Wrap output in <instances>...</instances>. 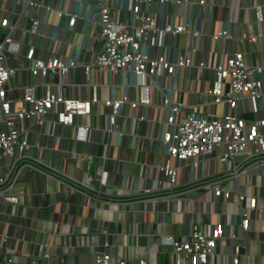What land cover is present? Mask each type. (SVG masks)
<instances>
[{"label": "crops", "instance_id": "crops-1", "mask_svg": "<svg viewBox=\"0 0 264 264\" xmlns=\"http://www.w3.org/2000/svg\"><path fill=\"white\" fill-rule=\"evenodd\" d=\"M90 1L40 0L53 8L47 11L43 7H15L12 0H0V19L15 23L11 37L18 45L17 54L7 53L5 57L7 67L16 70L6 92V98L15 104L13 109L22 96V88L28 85H33L38 95L50 90L80 100L93 97L105 100L109 96L136 100L138 90L126 85L125 76L93 73L89 79L86 77L83 66L93 62L99 47L98 26L90 20L77 19L68 27L67 19L57 16V9L72 14L78 4ZM107 1L112 6L111 14L119 22H126L129 13L120 9L122 3ZM180 1L183 2L180 7L171 1L160 9L156 0L143 7L169 24L189 21L200 34L169 37L163 48L156 46L152 50L153 55L162 52L172 58L187 56L192 61V68L178 70L172 78L160 80V86L173 89L174 101L185 106L202 103L203 93L211 86V73L196 65L200 62L210 65L215 55L223 63L233 51L239 50L247 62L264 66V39L247 44L233 39L214 42L209 37L228 24L236 36L243 30L248 32L249 27L254 33H264V21L258 24L253 12L254 7L264 5V0ZM199 1L206 2L211 9L198 5ZM32 18L41 22L39 36L27 33ZM7 33V29L0 27V43ZM52 36L54 40L50 39ZM29 48L40 59L50 54L64 59L75 57L76 68L65 76L50 73L44 78H34L26 68L31 62L24 58ZM150 101L148 108L123 105L111 133L104 131L109 109L102 104L93 105L89 115L76 118L77 126L89 128L85 134L75 127L55 123V112L61 107L47 114L42 125L35 120L19 122V128L27 131L30 147L20 160L17 158L11 193L18 198V205H8L0 199V259L12 253L26 262L48 254L50 260L42 259L43 264H90L98 251L107 250L125 260L137 259L148 251L146 257L152 264H169L170 256L165 250L161 254L157 234L180 237L192 224L201 228L229 224L230 213L238 211L234 206L235 193L229 201H223L204 189L207 182L216 178L212 174L222 168L217 163L204 166L201 179H197L199 172L180 168L174 191L188 192L173 202L162 199L169 193L170 182L158 170L165 156L157 139L167 113L158 108L161 94L156 89L151 90ZM215 109L216 115L223 114L222 106ZM205 110L210 112L208 107ZM259 110L258 115L246 112L244 117H264V99L259 102ZM142 115L144 121L132 122V118ZM6 130V125L0 122V131ZM6 164L7 160L1 161L0 175L5 173ZM250 174L252 183L255 178V186L247 188L246 193L263 204L264 177H258L256 171ZM102 177L105 186L100 184ZM154 183L161 189L152 196L133 194L134 190ZM238 183H244V179L239 178ZM229 187L233 188V183L223 184L224 189ZM239 191H243L241 186ZM236 234L237 240L225 238L218 243L209 262L231 264L232 249L241 244L240 264H263L264 233L260 224L250 220L248 230ZM104 243L109 247L105 248Z\"/></svg>", "mask_w": 264, "mask_h": 264}, {"label": "built area", "instance_id": "built-area-1", "mask_svg": "<svg viewBox=\"0 0 264 264\" xmlns=\"http://www.w3.org/2000/svg\"><path fill=\"white\" fill-rule=\"evenodd\" d=\"M118 1L122 3L120 9L129 13L126 22H119L111 14L112 6L107 0H91L81 6L78 4L72 14L62 9H57L56 13L58 17L67 19L68 27H72L77 19L90 20L98 26L99 47L93 62L83 66L84 73L88 79L93 73L125 76L126 85L138 90V97L134 101H129L126 96L120 99L109 96L105 100L96 97L80 100L50 90L38 95L35 87L28 85L22 88V96L13 109L15 104L6 98V92L16 70L7 67L5 57L7 53L17 54L18 45L11 37L15 23L6 18L0 19V27L8 31L0 43V122L7 127L6 131H0V170L1 161L7 160L5 173L0 175V199L8 205H18V198L11 193V189L16 181L17 161L30 147L27 131L19 128V122L35 120L37 125H42L47 114L61 107L55 112V123L75 127L78 132L85 134L89 128L77 126L76 118L89 115L93 105L102 104L109 109L104 131L111 133L115 131L116 118L123 105L128 104L132 109L148 108L152 104L150 92L156 89L161 94L158 108L167 113L161 135L157 139L165 156L158 170L170 182L169 193L162 199L173 202L188 192L174 191L175 177L180 168L199 172L197 179H201L203 167H212L217 163L222 168L212 174L216 178L207 182L204 189L213 198H221L223 201H229L232 193H235L234 206L238 207V211L230 213L231 219L226 227L221 223L210 228L192 224L180 237L157 234L161 254L166 251L170 256L169 264H212L209 259L215 255L218 243L225 238L237 240L236 232L247 231L250 220L258 222L260 231L264 233V202L260 204L257 197L246 193L247 188L255 186V178L252 183L250 173L256 171L258 177H264V117H244L246 112L259 114V102L264 99V66L247 62L239 50L233 51L223 63L215 55L210 65L203 62L196 65L211 73V86L203 93L202 103L185 106L182 102H176L172 95L173 89L160 86V80L172 78L178 70L192 68V61L187 56L172 58L162 52L153 55L152 50L156 46L163 48L169 37L174 38L180 34L198 37L199 32L192 28L189 21L169 24L147 13L143 7L149 6L153 0ZM156 1L160 9L171 1L178 7L183 3L180 0ZM12 3L15 7L25 5L53 10L51 6L40 3V0H12ZM197 4L211 9L204 1ZM253 12L255 21L262 23L264 5L254 7ZM30 21L27 33L39 36L41 22L37 18ZM209 37L214 42L233 39L238 43L252 44L257 39H264V33H254L252 27H249L248 32L243 30L236 36L228 24ZM50 39L54 40L55 36ZM24 58L28 63L31 62L26 68L34 78H44L50 73L65 76L69 70L76 68L75 57L64 59L50 54L46 59L35 58L33 48L27 50ZM246 103L248 110L244 109ZM217 106L224 108L223 114L216 115ZM206 107L210 108V112H206ZM144 119L142 115L132 118V122ZM102 174L105 176V173ZM241 177L244 179L242 184L238 183ZM230 182L233 188L224 189L223 184L230 186ZM100 184L105 186V177H102ZM239 186L243 191H239ZM160 189L154 183L134 190L133 194L152 196ZM157 200L160 198H155ZM104 247L108 248L109 245L104 243ZM241 248V244L233 247L231 264H240ZM147 254L148 251L137 259L125 260L107 250L98 251L94 253L90 264H152L147 260ZM42 259L48 262L50 256L43 254L38 259L23 262L11 253L0 259V264H43Z\"/></svg>", "mask_w": 264, "mask_h": 264}]
</instances>
